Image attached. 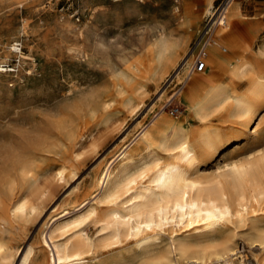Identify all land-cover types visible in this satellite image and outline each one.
Segmentation results:
<instances>
[{
    "label": "rangeland",
    "instance_id": "374dc122",
    "mask_svg": "<svg viewBox=\"0 0 264 264\" xmlns=\"http://www.w3.org/2000/svg\"><path fill=\"white\" fill-rule=\"evenodd\" d=\"M208 1L0 0V67L8 69L0 70V129L6 138L19 132L46 137L33 157L35 179L27 189L35 210L13 228L0 231L5 245L0 264H33L25 260L29 247L40 246V235L61 219L55 218L62 208L89 196L94 190L92 177L106 162L123 149L135 155L144 151L138 137L162 108L174 119L187 117L189 127L211 126L222 133L217 153L201 165L202 173L222 170L226 163L264 149V105L254 108L247 123L246 118L225 121L220 113L200 121L177 96L182 80L195 70L197 56L203 49L209 51L213 34L220 40V51L233 45V57L240 54V44L249 43L252 50L264 45V0H231L238 4V14L222 28L215 21L229 0H211L217 11L214 16L206 12ZM160 32L186 43L188 51L169 67L158 88L154 83L142 87L135 65L150 59ZM13 43H18L21 53L10 50ZM200 73L216 74L207 64ZM218 80L227 82L228 77ZM247 85L241 81L238 91ZM141 96L145 102L139 107ZM173 106L180 108L178 116L170 114ZM80 128L83 135L76 134ZM68 164L76 169L68 168L60 177L58 170ZM89 200L97 205L96 198ZM99 206L102 212L109 208L105 203ZM261 230L264 201L249 205L243 219L224 220L214 231L177 226L180 237L190 236L193 254L232 243L236 254L227 264H264ZM86 232L100 245L98 257L83 264H105L104 259L107 264H142L149 255L168 251L172 264H204L179 258L168 234L140 248L135 237L103 246L101 222L95 219L88 221ZM205 264H224V260Z\"/></svg>",
    "mask_w": 264,
    "mask_h": 264
},
{
    "label": "bare ground",
    "instance_id": "6f19581e",
    "mask_svg": "<svg viewBox=\"0 0 264 264\" xmlns=\"http://www.w3.org/2000/svg\"><path fill=\"white\" fill-rule=\"evenodd\" d=\"M213 8L209 0L206 12L216 15ZM236 14L238 4L232 5L229 0L215 23L221 25L220 28L228 26ZM208 42L210 49L206 51L205 60L214 69L215 76L191 70L187 79L182 80L183 87L177 96L183 98L192 117L200 121L220 113L225 121L240 122L246 118V122H242L247 123L254 108L264 105V45L252 50L251 44H240V54L233 57L236 51L231 43L222 46L220 51L216 34ZM17 44L13 43L10 50L21 53ZM187 51L186 43L183 45L160 32L150 59L135 65L141 86L148 88L154 83L158 88L169 67ZM244 51L247 54L241 55ZM0 70L8 69L0 67ZM221 76L228 77V81H219ZM241 81L248 84L243 92L237 89ZM144 102L145 96H141L136 106ZM188 121L187 117L172 118L164 108L159 110L150 126L138 137V146H143L144 151L135 155L123 149L106 162L92 177L94 190L71 207L59 211L55 219H61L47 232H42L40 246H30L25 260L33 264H83L97 258L100 242L92 240L86 232L88 221L95 219L101 222V243L105 247L135 237L139 247L144 248L168 234L170 245L179 258L204 264L216 259L227 264L229 257L236 254L232 243L213 247L210 253L193 254L190 236L180 237L177 226L182 224L202 233L214 231L224 220L243 219L249 205L264 201V149L226 163L222 170L202 173L201 165L217 153L223 135L211 126L205 129L189 127ZM81 130H76V134L83 135ZM255 132L257 130L250 135ZM22 133H10L6 138L0 129V231L13 228L16 222L35 210L27 189L29 182L35 179L33 157L38 145L46 142V137ZM163 157L168 160L163 161ZM68 168L76 169L68 164L58 170L60 177ZM90 197L96 198L97 205L89 203ZM101 203L109 206L104 212L99 206ZM258 237L264 238V230ZM4 250L5 245L0 241V254ZM104 263L109 260L104 259ZM142 264H172V259L169 251L156 252L146 257Z\"/></svg>",
    "mask_w": 264,
    "mask_h": 264
},
{
    "label": "built area",
    "instance_id": "2783aa9c",
    "mask_svg": "<svg viewBox=\"0 0 264 264\" xmlns=\"http://www.w3.org/2000/svg\"><path fill=\"white\" fill-rule=\"evenodd\" d=\"M176 2H179V0H175ZM207 44V42L205 43V45ZM205 56H206V51L203 49L202 52H200V54L197 56L196 60H195V71L201 72L205 69L206 67V60H205ZM180 111V108L178 106H173L170 109V113L173 115L178 114Z\"/></svg>",
    "mask_w": 264,
    "mask_h": 264
}]
</instances>
